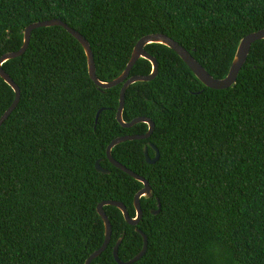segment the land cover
<instances>
[{
	"label": "trees",
	"instance_id": "16d2710c",
	"mask_svg": "<svg viewBox=\"0 0 264 264\" xmlns=\"http://www.w3.org/2000/svg\"><path fill=\"white\" fill-rule=\"evenodd\" d=\"M49 19L85 37L101 81L120 75L137 41L152 33L166 34L223 78L239 41L264 28V0H0V57L21 47L26 26ZM145 50L158 74L127 88L122 116L150 118L155 128L112 155L148 181L153 197L140 199L136 226L104 206L112 235L90 264H118L120 238L119 259L133 258L143 246L136 228L148 247L132 264H264V39L251 45L226 89L203 85L163 44ZM2 68L20 99L0 126V264H84L104 241L97 205L119 201L134 217L143 186L109 162L106 148L148 126L120 125L122 84L97 87L83 47L61 26L34 29L24 54ZM151 69L141 58L130 76ZM14 96L0 77V117ZM149 143L159 150L154 164L144 157ZM148 154L155 155L149 146ZM97 160L108 174L95 169Z\"/></svg>",
	"mask_w": 264,
	"mask_h": 264
},
{
	"label": "water",
	"instance_id": "95a60500",
	"mask_svg": "<svg viewBox=\"0 0 264 264\" xmlns=\"http://www.w3.org/2000/svg\"><path fill=\"white\" fill-rule=\"evenodd\" d=\"M49 26H61L65 30H67L73 37H75L81 46L84 49L86 58H87V68L88 73L91 78V80L95 83V85L101 89H109L111 87H114L118 84H122V87L120 89L119 94V106L116 111V119L120 123L122 127L129 128L132 127L138 123H146L148 126V129L146 133L143 134H131V135H123L114 138L109 145L106 148V156L109 162L114 165L116 168L122 170L123 172L127 173L129 176L133 177L137 181L141 182L143 184L142 188L135 194L133 199V206L135 209V216L131 217L128 213V210L126 206L115 200H105L100 202L97 205V212L99 216L101 217L103 224H104V241L102 245L95 250L93 253H91L87 259L85 260L84 264H90L95 258H97L108 246L111 235H112V228L111 223L104 211L105 205H112L117 207L123 214V217L125 221L129 225L136 226L139 221L141 220L143 216L142 208L140 199L142 197L145 198H151L153 197V192L151 189V186L149 185L148 181L142 177L141 175H138L137 173L133 172L131 169L127 168L125 165L119 163L112 155V149L116 145L125 142V141H131V140H140V139H147L149 138L155 128L154 122L147 117H136L132 119L129 122H126L123 120V108H124V101H125V92L127 88L136 82H147L153 80L157 74H158V62L155 57L150 55L146 50L145 46L152 43H159L163 44L169 48H171L175 53L186 63V65L191 69L195 77L206 87L212 88V89H226L228 87L234 86L237 80V76L241 68L243 67L244 63L246 62L247 56L249 54L251 45L257 41L264 39V28L260 29L258 31L249 33L248 35L244 36L238 43V46L236 48L232 63L230 65L229 71L227 75L223 78H214L211 74L207 72V70L191 55V53L186 50L182 45H180L175 40L171 39L169 36H167L164 33H152L145 35L141 37L137 43L135 44L133 51L131 53L130 59L125 67V69L122 71L120 75H118L116 78L110 80V81H101L96 76V67L93 57V52L91 50L89 42L83 37L79 32L75 31L73 28L69 27L66 23L59 19H49L44 21H37L34 23L29 24L22 30L23 34V43L21 47L17 51L7 52L3 54L0 57V77L12 88L14 91V99L11 105L7 108V110L2 114L0 117V126L3 124V122L9 117V115L13 112L15 107L17 106L19 99H20V89L18 85L11 79V77L5 72V70L2 68L3 63L10 59L17 58L24 54L26 51L31 33L34 29L39 27H49ZM147 59L151 65L152 69L151 72L148 75H132L130 76V71L132 67L135 65V63L141 59ZM100 111H98L96 116V121L98 118ZM148 146L151 147L155 155L153 157H150L148 154ZM144 157L147 163L154 164L159 159V150L152 144L149 143L144 146ZM95 169L104 174H108L109 170L103 168L100 164V160H97L95 162ZM161 209V204L159 200L157 199V209L151 210V213L156 215L159 213ZM136 231L141 234L143 238V246L139 253H137L133 258H131L128 261H122L118 257V248L122 241V238H120L114 248H113V255L115 260L118 264H132L133 262L138 261L143 257V255L147 251L148 247V240L147 235L143 233L140 229L136 228Z\"/></svg>",
	"mask_w": 264,
	"mask_h": 264
}]
</instances>
